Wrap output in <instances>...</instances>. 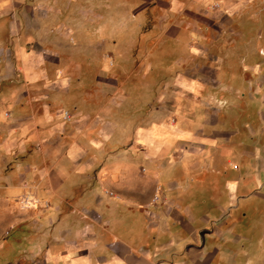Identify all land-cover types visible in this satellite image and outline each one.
Listing matches in <instances>:
<instances>
[{"label":"crops","instance_id":"1","mask_svg":"<svg viewBox=\"0 0 264 264\" xmlns=\"http://www.w3.org/2000/svg\"><path fill=\"white\" fill-rule=\"evenodd\" d=\"M215 1L221 5L215 16L252 18L255 0H194V16L202 18ZM257 19V31L241 25L220 34H225L228 67L232 56L247 58L238 61L243 72H257L264 97V0H257ZM15 55L19 81L0 90V264H234L229 233L234 224L245 229L244 240L261 244L256 258L258 264L263 260L264 143L242 152L256 167L248 162L234 179L228 177L233 176L230 146L220 148L216 139L195 133L207 149L193 156V183L161 178L149 166L159 143L173 141L171 130L138 127L127 150L120 140L107 143L105 128L114 123L104 125L102 138L91 130L107 114L105 105L85 103L84 94L79 104L60 101L58 92L43 90L36 54L18 47ZM227 70L226 79L233 74ZM54 83L60 93L71 94L70 80L57 76ZM180 84L195 92L201 88L194 80ZM191 160L186 155L180 163ZM219 167H225L224 180ZM158 184L171 195L180 191L183 205L149 206ZM235 208L241 214L234 220ZM220 218L226 229L219 233ZM260 228L263 235L255 239Z\"/></svg>","mask_w":264,"mask_h":264},{"label":"rangeland","instance_id":"2","mask_svg":"<svg viewBox=\"0 0 264 264\" xmlns=\"http://www.w3.org/2000/svg\"><path fill=\"white\" fill-rule=\"evenodd\" d=\"M193 1L0 0V90L8 81H19L15 51L20 47L40 59L43 90H54L60 101L74 104L81 103L80 95L84 94L85 103L107 107V114L100 115L99 128H91L102 138L104 125L114 123V128H105L107 143L120 140L127 150L138 127L171 130L173 141L159 143L149 166L155 175L179 182L191 178L193 183V156L207 149L194 139L196 133L216 139L220 148L230 146L233 176L228 177L237 179L248 162L256 167L252 158L241 156L242 152L264 143V136H259L264 126L263 84L257 72H243L238 60L246 59L247 63V58L232 56L228 67L225 34L220 31L241 25L257 31V0L251 2L252 18L244 22L213 15L221 6L216 1L205 8L207 14L196 18ZM227 69L233 70L228 80ZM57 76L70 80L74 98L55 88ZM183 79L199 82L200 90L184 89L180 84ZM174 129L190 136H179ZM186 155L192 160L180 163ZM145 165H141V172ZM225 176L224 171L221 180ZM156 187L159 200H152L155 189L149 206L183 205L180 191L171 195L162 184ZM240 214L235 208L234 220ZM224 220L217 221L219 233L226 229ZM244 230L234 224L229 232L234 264H258L261 244L244 240ZM259 230L255 239L258 233L263 235V229Z\"/></svg>","mask_w":264,"mask_h":264},{"label":"built area","instance_id":"3","mask_svg":"<svg viewBox=\"0 0 264 264\" xmlns=\"http://www.w3.org/2000/svg\"><path fill=\"white\" fill-rule=\"evenodd\" d=\"M63 115H64L65 118H69V116H70V114L68 112H66V111L63 112ZM152 200H153L154 203L158 202V200H159L158 191L155 192Z\"/></svg>","mask_w":264,"mask_h":264}]
</instances>
